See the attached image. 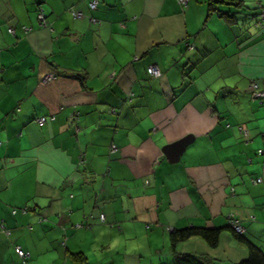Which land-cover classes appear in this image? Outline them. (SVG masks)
I'll return each instance as SVG.
<instances>
[{"label":"crops","instance_id":"0c3cea01","mask_svg":"<svg viewBox=\"0 0 264 264\" xmlns=\"http://www.w3.org/2000/svg\"><path fill=\"white\" fill-rule=\"evenodd\" d=\"M238 1L0 0V264H171L190 226L218 244L178 254L237 264L229 218L264 252V0Z\"/></svg>","mask_w":264,"mask_h":264},{"label":"trees","instance_id":"16d2710c","mask_svg":"<svg viewBox=\"0 0 264 264\" xmlns=\"http://www.w3.org/2000/svg\"><path fill=\"white\" fill-rule=\"evenodd\" d=\"M89 1L90 0H88V7H89ZM98 3H99V0H98ZM216 4L236 7V6H240V1L238 0H210L209 6L213 5L214 7H216ZM91 10H94V9H91ZM258 20H259V13L257 14L256 23L258 22ZM149 76L152 77L151 75ZM228 227L232 230L234 237L238 241L243 243V245L246 247V250H247L246 258L243 260H240L237 264H264V252L260 248H258L256 245H254L252 242L245 239L241 233L235 231L231 227L229 222H228ZM220 230L221 228H207V227H200V226H190L186 228L173 230L171 233H169V237H168L170 249L172 250L173 255H174L172 258L171 264H209L208 260L202 256H198L194 254H178L175 251V246L179 242H182L192 236H199L201 239H203L206 242V244L209 247L214 248L218 244ZM72 258L76 260L79 264H86L85 258L81 255V253L73 254Z\"/></svg>","mask_w":264,"mask_h":264},{"label":"built area","instance_id":"2783aa9c","mask_svg":"<svg viewBox=\"0 0 264 264\" xmlns=\"http://www.w3.org/2000/svg\"><path fill=\"white\" fill-rule=\"evenodd\" d=\"M178 2L183 6L186 4L187 0H178ZM98 3V0H90L89 1V7L90 9H95L96 8V5ZM80 13H77V14H74V16H79ZM37 18L38 20L40 21V23H42V25H45L46 22H45V15L43 13H39L37 15ZM260 23H264V8L261 9V11L259 12V20L257 22V24H260ZM147 72L149 75H151L152 77L154 78H157L160 76V71L159 69L156 67V66H153V65H150L149 67H147ZM52 77V74L50 75H46L43 80H49L51 79ZM263 84H264V78H263ZM251 88L253 89V91H255L254 95L256 97H264V93L263 91L259 90L258 89V83L257 81H252L251 83ZM72 117H71V120H75L76 119V116H78V112L76 111H73V113L71 114ZM45 121V117H40L39 119H37V122L39 125H42L43 122ZM114 149V145H111L110 147V150H113ZM259 152H261V150H259ZM263 179L261 178H257L255 179V182H262ZM103 216L101 215L100 219L103 220ZM229 224L231 225V227L239 232V233H242L243 232V228L239 225L238 221L234 218H229ZM16 251L18 253V255L22 258V259H27L29 257V254L28 252H24L20 249L19 246H16Z\"/></svg>","mask_w":264,"mask_h":264},{"label":"water","instance_id":"95a60500","mask_svg":"<svg viewBox=\"0 0 264 264\" xmlns=\"http://www.w3.org/2000/svg\"><path fill=\"white\" fill-rule=\"evenodd\" d=\"M192 136L187 135L175 142L169 143L164 145L161 150L163 154L165 155V158L170 162L174 163L178 161L179 156L183 152L185 146L188 144V141L190 140Z\"/></svg>","mask_w":264,"mask_h":264},{"label":"rangeland","instance_id":"374dc122","mask_svg":"<svg viewBox=\"0 0 264 264\" xmlns=\"http://www.w3.org/2000/svg\"><path fill=\"white\" fill-rule=\"evenodd\" d=\"M10 31V30H9ZM259 151V150H258Z\"/></svg>","mask_w":264,"mask_h":264}]
</instances>
